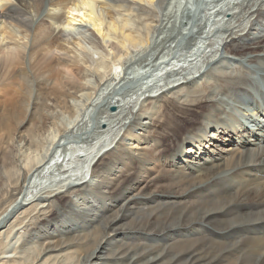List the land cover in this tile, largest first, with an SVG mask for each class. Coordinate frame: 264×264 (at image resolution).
<instances>
[{
	"label": "bare ground",
	"instance_id": "obj_1",
	"mask_svg": "<svg viewBox=\"0 0 264 264\" xmlns=\"http://www.w3.org/2000/svg\"><path fill=\"white\" fill-rule=\"evenodd\" d=\"M129 1L142 5L153 0ZM246 3L249 31L238 34L236 27L225 38L224 57L248 69L254 64L264 77V0ZM46 4L51 9L42 14ZM113 9L105 0H0V264H264V143L231 133L220 115L222 103L210 92L201 97L198 80L208 74L184 78L186 83L156 98L142 96L125 130L128 114L120 119L121 111L111 112L121 101L105 97L103 112L112 120H99L95 127L103 131L105 124L112 125L118 133L108 147L90 155L85 169L93 163L90 179L81 173L48 188L40 186L69 130L62 118L74 124L101 81L120 74L127 48L148 44L128 18L133 8L127 6L118 17ZM40 15L48 19L55 37L91 30L111 47L109 59L98 50L91 53L81 38L70 50L44 35L46 29H38L30 47L39 43L43 53L31 51L28 70L22 44L33 18ZM20 29L27 33L21 38ZM114 48L119 52H111ZM82 52L107 61V74L100 75L105 68L100 62L80 60ZM217 69L211 67L209 79L231 78L230 72ZM92 74L98 86L91 85ZM244 80L237 77L223 94L236 102L237 97L248 98ZM2 90L8 97H1ZM259 111L250 109L241 119L249 123L248 117L257 119ZM167 112L173 118L165 117ZM151 127L168 130L173 143L171 135H158ZM126 140L132 148H126Z\"/></svg>",
	"mask_w": 264,
	"mask_h": 264
},
{
	"label": "rangeland",
	"instance_id": "obj_2",
	"mask_svg": "<svg viewBox=\"0 0 264 264\" xmlns=\"http://www.w3.org/2000/svg\"><path fill=\"white\" fill-rule=\"evenodd\" d=\"M105 1L114 8L113 10H115L114 12L117 14V17L119 15L124 14L125 11L123 10L126 9L127 6H130L131 8H133L132 10H130L131 15L128 18L130 19L131 17V20L133 21L132 22L133 28L135 29L137 28L136 30L140 31L143 36L146 35L145 37L148 39V42H147L148 44H144L145 46L144 45L139 46L140 48L139 47L131 48L130 46L127 48L128 49L127 51L129 54L122 61L121 63L122 70L116 78L113 75H110L109 79L105 83H104L105 80L101 81V84H99L98 86L96 84L97 83L96 75L92 74L93 75L92 77L89 76L90 80L92 81L91 85L98 86L97 92H95V94L92 95V98H91L92 100L90 99L89 104H88L89 107H87V109L85 108V110H82L81 112L80 111L78 112L77 119L75 120L74 124L72 123L70 124L71 119H68L67 117L62 118L64 123L66 124V129H69V130H67L68 133L66 132V134L63 135L61 138L63 139V142H61L60 146L58 147V150L61 149L58 152L59 155L57 154L58 157L57 158L55 157V160L52 162V164H50V168L48 172L44 175L45 178L41 180L43 181V183L42 185L40 184V186H42L43 188H48V186L50 185L54 186L56 185L55 183L59 182V180H63V179L70 178V177H75V175L77 174L80 175L81 173L86 174L87 178L85 180L90 179L91 168L93 167L92 166L93 163L90 164L89 168L86 171L85 169L87 166V160L89 161V158H91L92 156L91 154H93V152H95L97 149L101 148V146L104 147V146L109 145L111 141H113V138L115 137V134L118 131V129L116 130V127H113L112 125H111V128L113 127L112 130L110 127H107L106 124H105L104 129L102 128L103 131H101L100 129L97 130V128L95 127L97 124V121L99 120H102V119L103 121L106 119L112 120V117L106 116L108 115V112L106 114L103 112L102 105H104V103L107 101L105 100V97L106 99H108L111 96H113L116 99L115 101H119V102L121 101L120 107L116 108L117 110L115 109L114 111H111V112L113 114V113H118L119 111H121L120 112L121 114L119 113L120 115H118L120 119L124 118V116L128 114L127 116H125L128 119L125 120L126 126H123V130H125V128L128 127L129 125L128 122L132 120L131 114L137 111L139 105L141 104V102H143L142 98L144 97V95L148 94V95H151L152 97L155 96L156 98L157 95L155 94L157 93L159 94L161 91H165L174 85L175 86H177L178 84L180 85V83H183L185 81L184 78H186L188 81H191V79L197 78L201 74H206V75L208 74L200 81L198 80V85L201 84L200 88H202L203 90L201 92V97L203 98L210 92L214 95V97L218 99L219 104L222 103L219 105V111L221 112L220 115L222 114L221 115L222 120L230 119L232 115H238L242 117L246 112L248 113L250 109H253L252 101L254 100V97L251 98V93L253 94L255 91L256 82L254 78L258 76L260 79H262V77H260L259 75H252V72H254L255 70H258V68L257 67L254 68L255 67L254 64H252V68L250 69H248V66H245V65L241 67L240 64H234L232 61L230 62V60L226 61L227 59L224 57V55L226 54L224 53L226 52L224 49L225 48L224 43H227L225 38L229 34H231L232 31L238 30V28L236 29V27H239V29H241L239 30L238 34L240 33L244 34V33H247V31H249L250 24L252 22L249 21L250 19L249 13L245 11V6L248 7L247 6L248 2L246 3V0H153L149 4L147 3L142 4L144 6L137 5V4L133 5L129 3L130 2L129 0H123V1L118 0L119 2H117L116 0H114L116 2H114L113 0H105ZM120 3L124 4L126 8H124V5L123 7H118V6H122ZM145 5H147V7ZM257 6L258 5H256L254 9ZM47 8L51 9L46 4L44 7V10L42 11V14L44 11L48 10ZM194 12H195V15H194ZM42 16L43 15H40L39 18H36V17L33 18L34 21L32 23L30 31H28V34L24 33L22 29H20L17 34L18 36H19V33L22 34L21 36H19V38H21L24 34L28 35L27 38L25 37L26 38L24 40L25 44L24 43L22 44V45H26V49L24 52L25 54L24 58L26 62L25 65L28 68V70H29V66L32 64L31 62H33V60L29 57L31 51L40 50L39 46L37 47L39 43L34 44L36 48L33 45H32V48L30 47L31 38L33 37V35L36 34L38 29H46L45 32L47 33L46 34L44 33V35H47L49 37H52L55 35L54 34L55 32L50 33L52 30V25L50 24V22H48V19ZM189 17L190 18L192 17L193 20L192 18L190 19ZM255 22L256 21H254L253 23ZM83 29L85 31V32L83 31V34H82L83 36L80 35V33L78 32L76 33L67 32V33H62L63 36L60 38L58 37V35H60L61 33L58 34L56 37L54 36V38L52 37V39H54L53 41L55 42V44L58 43L64 47L66 45L68 49L70 48V50H73L74 42L78 41V39L81 38L80 40L86 43L85 46L89 47V49L91 50V53L93 52V50L96 51L97 53V50H98L99 55H100V52L104 54V56L109 54L108 50H110L111 47H109L108 43L107 44L102 43L100 41V38L99 37L97 38L91 30H87L85 28ZM227 30L229 31L226 32ZM200 31L204 35L202 36L199 35L198 33ZM70 33L72 34L70 35ZM238 34L236 33V35ZM263 34L264 33H261V35ZM147 35L149 36L147 37ZM19 43H22V41L19 40ZM5 45H9L8 40L5 42ZM113 50L114 51H111V52H113L114 54L119 52L118 49L114 48ZM39 52L40 54L43 53V51H39ZM55 53L57 54L56 51L54 52V54ZM86 53L87 52H82L81 57L79 59L80 60L82 59L83 62H86L87 64L89 63L96 64L97 62H100L99 65L105 68L100 70L99 73L100 75L103 74V76H105V74H107L105 71H106L108 62L107 61L106 63L103 61L101 62L97 56H96L97 57L96 59L91 54H90L91 56L89 54L85 55ZM51 54H53L52 50H51ZM109 57L110 56H108L107 58L109 59ZM213 65L218 66V69H217L218 71L226 70L228 73L230 72L232 75L231 78L228 80H221V81L220 80L217 81L214 79L212 80V78L209 79L208 76L213 74L209 72L211 71V67H213ZM56 69L58 68L56 67ZM92 71L93 70L91 69L88 72V74ZM101 71L103 72L101 73ZM232 72H234L233 73L234 75L232 74ZM256 72H259V71H256ZM243 73L245 76H243ZM260 74L263 76V72ZM237 77H244L245 80L247 78L248 79L250 78L249 80L248 79L246 81L244 80V83L242 85L243 88H245L246 91L248 92V96L246 95L248 98L246 97L239 98L242 105L238 103L240 102L238 100V97H237V102H236L235 100L229 99L227 95L223 94V91H226L227 89H229V86H231V84H233L236 81ZM207 82H209V84ZM2 91L5 92V90H2ZM4 92H3V96L1 97H4L5 94H6L5 96L8 97L7 93L6 92L4 93ZM108 93H110L109 96H106L108 95ZM241 95L243 94L241 93ZM139 97H141V99L138 101L137 99ZM249 98L251 102L249 101ZM221 105L224 107H222ZM82 108L84 109V107ZM170 115H171L170 112H167L166 114H164L165 117L173 118ZM193 115H197V113ZM114 120L116 121V118ZM84 128L86 129L85 131H83ZM108 129H110L111 132H109L108 134H104V132H106ZM151 129L152 131L157 130L158 135L166 134V133L171 135L168 132V130L163 131L161 130L160 127L158 128L151 127ZM75 130L80 131V132L78 133ZM121 133H119L118 138L114 141L111 147L115 145ZM82 134H85L83 136L85 138L82 137ZM158 135H157V138H159ZM170 139H172V143H173L174 137H172V135ZM127 143H128V146H126V148L128 149L132 148V146L130 145V142L126 140V144ZM154 144L156 143H153V148L155 149ZM155 151H156V154L160 152L159 148L155 149L154 152ZM156 154L155 153L153 154L154 157ZM147 156H149V154H147ZM101 160L103 161V158ZM153 166L155 167V170L158 168V164L157 166L155 165ZM59 167L62 169L59 170L60 169ZM62 171L65 174L60 175ZM53 174L56 176L52 177ZM42 176L43 174L41 175V177ZM139 177L140 176L138 175L137 179H140ZM144 178L145 177L143 176V179ZM137 179L136 181H138ZM118 181L119 183H121L123 181V178ZM139 184H142V181H140ZM65 195L67 197L71 196L69 193ZM77 198L78 197L73 198L74 204L76 203L75 201H77L76 200Z\"/></svg>",
	"mask_w": 264,
	"mask_h": 264
},
{
	"label": "water",
	"instance_id": "obj_3",
	"mask_svg": "<svg viewBox=\"0 0 264 264\" xmlns=\"http://www.w3.org/2000/svg\"><path fill=\"white\" fill-rule=\"evenodd\" d=\"M111 109V108H110ZM112 110V109H111Z\"/></svg>",
	"mask_w": 264,
	"mask_h": 264
}]
</instances>
